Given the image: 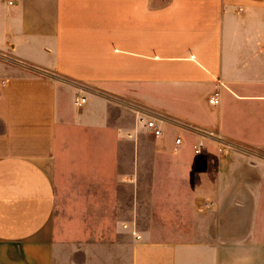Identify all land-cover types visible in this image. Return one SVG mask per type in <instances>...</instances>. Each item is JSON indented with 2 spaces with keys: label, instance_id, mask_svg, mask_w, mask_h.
Returning a JSON list of instances; mask_svg holds the SVG:
<instances>
[{
  "label": "crops",
  "instance_id": "0c3cea01",
  "mask_svg": "<svg viewBox=\"0 0 264 264\" xmlns=\"http://www.w3.org/2000/svg\"><path fill=\"white\" fill-rule=\"evenodd\" d=\"M263 17L0 0V264H264V157L239 150L264 151Z\"/></svg>",
  "mask_w": 264,
  "mask_h": 264
},
{
  "label": "built area",
  "instance_id": "2783aa9c",
  "mask_svg": "<svg viewBox=\"0 0 264 264\" xmlns=\"http://www.w3.org/2000/svg\"><path fill=\"white\" fill-rule=\"evenodd\" d=\"M219 91H216L212 97L209 99V102L211 104H218L219 103ZM86 102V97L81 96L76 100L77 105H83ZM143 119V118H141ZM163 121V120H162ZM179 122V121H178ZM182 127L185 129L191 130L198 134L202 138H207V139H212L216 143L219 144L220 150L221 151H226L228 147H230L226 141V138L224 137L223 134L217 131H213L204 127L196 126L190 123H184V122H179ZM146 128L156 137H159L163 134V128L161 125L158 123V120L155 117L148 118L145 121ZM183 144V138L181 136L176 137L175 139V149L178 150V148L181 147ZM203 149V143L200 142L195 146V153H201ZM207 208H211V204H206ZM127 227V225H125ZM140 236L137 235V238Z\"/></svg>",
  "mask_w": 264,
  "mask_h": 264
},
{
  "label": "rangeland",
  "instance_id": "374dc122",
  "mask_svg": "<svg viewBox=\"0 0 264 264\" xmlns=\"http://www.w3.org/2000/svg\"><path fill=\"white\" fill-rule=\"evenodd\" d=\"M264 19V17H263ZM240 149V153H242L243 155L250 157V156H254V155H260L264 157V151L263 150H250L247 148H243V147H239ZM225 152V151H224Z\"/></svg>",
  "mask_w": 264,
  "mask_h": 264
}]
</instances>
